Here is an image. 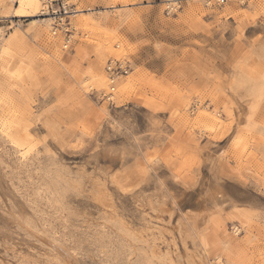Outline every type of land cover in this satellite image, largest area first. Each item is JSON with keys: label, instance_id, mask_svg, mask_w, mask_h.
Returning <instances> with one entry per match:
<instances>
[{"label": "rangeland", "instance_id": "1", "mask_svg": "<svg viewBox=\"0 0 264 264\" xmlns=\"http://www.w3.org/2000/svg\"><path fill=\"white\" fill-rule=\"evenodd\" d=\"M75 1L0 0V264H264V0Z\"/></svg>", "mask_w": 264, "mask_h": 264}, {"label": "built area", "instance_id": "2", "mask_svg": "<svg viewBox=\"0 0 264 264\" xmlns=\"http://www.w3.org/2000/svg\"><path fill=\"white\" fill-rule=\"evenodd\" d=\"M228 0H218L220 4L226 3ZM211 2L208 1L207 5ZM167 14L175 11L174 6H169ZM43 13L51 21L52 36L60 37L63 40V48L69 49L74 43V27L72 18L78 13V4L70 2V0H44ZM129 65H123L119 60H110L107 66V74L109 80V90L102 93V100L113 103V95L119 79L129 72Z\"/></svg>", "mask_w": 264, "mask_h": 264}, {"label": "bare ground", "instance_id": "3", "mask_svg": "<svg viewBox=\"0 0 264 264\" xmlns=\"http://www.w3.org/2000/svg\"><path fill=\"white\" fill-rule=\"evenodd\" d=\"M35 1L36 0H30L29 3L35 2ZM166 1H174V0H166ZM42 2H43V4H42V10H43L44 0H42ZM70 2L73 3V2H76V1L75 0H70ZM90 11H91V9H90ZM82 12H84V11L83 10L81 11V10L78 9V13L75 15V17L81 15ZM4 13H5V11L2 10L1 14H4ZM28 17H39V18H41V19L34 18L33 23L43 22V21L44 22L45 21L49 22L50 21V19H48V17H46L45 13H43L42 11H40L39 15H33V16H28ZM72 20H73V18H72ZM72 25H73V21H72ZM50 27H51V21H50ZM50 32L52 34V28H51ZM69 49H71V48H69ZM66 50H68V49H66ZM106 72H107V68H106ZM28 230L30 232H32L35 237H37L38 239H40L41 241L46 243L51 248V250H53L55 252V254H57L66 264H79V261L71 254V252L69 250H67L66 248L58 245L57 243H55L54 241L50 240L46 236H42L39 233H35V231L34 232H33V230L31 231V229H29V228H28Z\"/></svg>", "mask_w": 264, "mask_h": 264}]
</instances>
